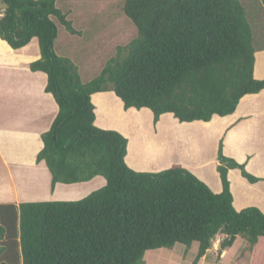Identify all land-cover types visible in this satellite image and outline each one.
<instances>
[{
    "label": "trees",
    "instance_id": "1",
    "mask_svg": "<svg viewBox=\"0 0 264 264\" xmlns=\"http://www.w3.org/2000/svg\"><path fill=\"white\" fill-rule=\"evenodd\" d=\"M59 0H0V38L14 50L39 42L41 58L30 64L47 75L45 91L59 111L42 134L37 162L57 183L106 185L79 201L0 205V264H143L149 250L189 248L198 264L218 235L217 255L238 237L248 243V264H264V214L233 206L228 174L252 176L218 145L223 191L215 194L182 167L136 172L125 162L127 139L95 126V93L114 92L125 109L148 108L156 124L164 114L181 123L209 122L235 112L246 95L264 90L253 76V23L244 0H125L123 12L137 35L104 63L89 82L60 56L59 25L78 32ZM264 6V0H260Z\"/></svg>",
    "mask_w": 264,
    "mask_h": 264
},
{
    "label": "crops",
    "instance_id": "2",
    "mask_svg": "<svg viewBox=\"0 0 264 264\" xmlns=\"http://www.w3.org/2000/svg\"><path fill=\"white\" fill-rule=\"evenodd\" d=\"M35 40L14 50L0 38V205L79 201L106 185L98 176L85 183H57L52 189L49 169L45 162H37L44 147L41 136L51 128L59 107L45 91L47 75L30 69L41 58ZM253 76L264 79V48L255 53ZM91 101L95 126L127 139L125 162L136 172L158 173L179 166L220 194L217 152L222 139L224 155L259 179L250 183L240 170L229 171L234 208L240 212L255 207L264 214V90L241 98L233 114L214 116L209 122L181 123L167 113L155 124L150 109H125L114 92L95 93Z\"/></svg>",
    "mask_w": 264,
    "mask_h": 264
},
{
    "label": "rangeland",
    "instance_id": "3",
    "mask_svg": "<svg viewBox=\"0 0 264 264\" xmlns=\"http://www.w3.org/2000/svg\"><path fill=\"white\" fill-rule=\"evenodd\" d=\"M125 0H59L57 6L73 22L77 34H70L59 25L55 42L60 56L71 58L79 67L83 82L91 81L102 69L104 63L113 56L116 48L127 45L137 35V29L123 12ZM253 23L258 20L255 36L256 48L264 47V6L260 0H244ZM3 8L0 6V16ZM37 42V40H35ZM224 238L218 235L201 264H248V243L238 237L228 253L218 256L219 242ZM193 243L184 255L185 245L173 248L149 250L144 253L143 264H191L197 251ZM215 250V251H214ZM184 255V256H182ZM224 255V257H223ZM184 257V258H183ZM221 259V260H220Z\"/></svg>",
    "mask_w": 264,
    "mask_h": 264
}]
</instances>
